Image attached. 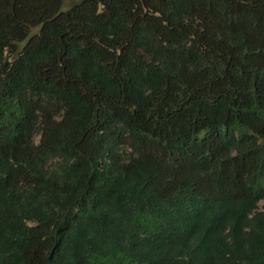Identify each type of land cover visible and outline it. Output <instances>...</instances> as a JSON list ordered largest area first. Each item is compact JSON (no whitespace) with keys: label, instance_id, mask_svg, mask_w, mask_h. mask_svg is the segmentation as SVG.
<instances>
[{"label":"trees","instance_id":"obj_1","mask_svg":"<svg viewBox=\"0 0 264 264\" xmlns=\"http://www.w3.org/2000/svg\"><path fill=\"white\" fill-rule=\"evenodd\" d=\"M0 264H264V0H0Z\"/></svg>","mask_w":264,"mask_h":264}]
</instances>
